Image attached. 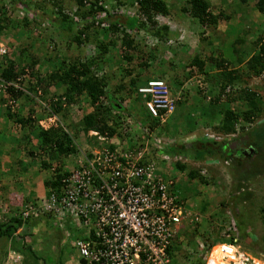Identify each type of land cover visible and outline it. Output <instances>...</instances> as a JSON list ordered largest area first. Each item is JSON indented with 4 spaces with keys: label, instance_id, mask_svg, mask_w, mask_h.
<instances>
[{
    "label": "rangeland",
    "instance_id": "rangeland-1",
    "mask_svg": "<svg viewBox=\"0 0 264 264\" xmlns=\"http://www.w3.org/2000/svg\"><path fill=\"white\" fill-rule=\"evenodd\" d=\"M162 1L168 7L169 14L164 16L162 20H155L157 22V27L160 26L161 23L169 24L168 17L172 16V14L175 16L184 14L179 11L183 5H185L184 0ZM132 2L133 0H106V6H108L114 14L117 13L114 11L113 6H125L129 8L128 11L131 14L134 9L131 7ZM212 2H215L214 5H211V10L213 12L216 13L218 8H224V6L217 4L216 0H212ZM229 2L230 0H227V3ZM1 3L3 7L0 11V15L4 18L3 24L7 25V27L0 35V42L7 47V56L10 59L15 58L16 62L18 60L17 48L20 44H23L26 49L29 48V51H32V54L36 58H39L40 61L33 67L32 71L36 74L37 79H44V81L38 84L35 79L29 78L28 76L24 75L21 78V84H19V86L25 89L28 88V86H32L33 91H30V95H28L30 100L22 105H20V103L14 105L13 111L20 110L19 114L23 117L28 114L35 120L38 118L42 119L51 111L50 105L56 101L57 96L60 94L62 95L64 92L63 88L57 89L54 86H47L46 84L45 77L48 71H50L51 58L54 54H57V57L59 56L68 61L77 60L83 62L89 60L91 57L96 56L93 39H90L89 42L84 45L76 46L74 44H66V39L55 32L54 29H51L47 23L31 22L30 26H32V29H27L23 25L22 20H18L17 16H15L16 13L14 11L16 10V5L11 0H2ZM72 5L73 2L71 0H64L61 8L66 11V13H72ZM235 6L234 4L233 7ZM251 10H255L253 7V0H247L246 5L240 6L239 12L234 10L229 19L225 20L224 18H220L221 27L222 29L224 28L226 34L224 35L222 33L218 35L216 38L217 42L215 41V48L213 47L210 51V48L207 47L204 49L203 53H185L179 55V53H175L174 47L177 41L171 36L168 38L167 42L164 41L159 43L157 37H154L157 40V42H154L153 37L149 33H145L144 35L136 33L132 36V40L139 49H142L146 52V55H148L146 70L135 66L136 59H133L131 63H126L122 60L123 55L128 51L121 46V37L124 32H122L119 27H117L114 32H104L98 27L94 28L95 26H90L87 33L95 37L96 40L107 42V40L111 39L115 42V47H109L105 57L97 60L96 66L99 68L97 74L99 77L105 78L110 90L121 85H127L130 78L134 79V83H137L136 86L143 85L147 76L168 79L167 81L172 93L176 94L179 92L178 96H180L182 92L181 96L185 98V101H183L184 103L176 104L174 113L168 120V123L163 124L161 129L163 130L164 127L163 132L165 136L169 134L176 142H178V140L183 141L185 137H188V139L193 142L202 138V134H214L213 126L217 123V118L214 117L216 115V109L215 106H208L209 100L213 94H215L213 93L212 84L209 83L211 79H206L205 84V81H202V76L196 72L195 67H187V62L193 55H197L203 60H206L211 54L221 58V54H216V52L219 51L220 53L227 54L226 57H223L227 59L228 68L233 67L232 65H236V62L239 60L242 61L240 67H244V62L253 52V43L256 37L264 30V17H258L263 18L262 27L260 23H253L250 17ZM135 15L138 16L137 18L140 21V15L137 12H135ZM112 19L121 22V20L124 19V15H113ZM190 21L194 28L200 30L199 32L194 31L197 38H199V34H203L204 31L197 25L198 23L194 19H190ZM25 22L26 21H24V23ZM37 24H39L38 27ZM80 25L81 23L77 26ZM94 29H98L96 34ZM22 31L24 34L21 33ZM171 31L175 32V29ZM191 31L193 32V30ZM15 34L16 36H14ZM209 35L210 31L207 32V36ZM226 43H228L229 46L227 47L226 45L223 47ZM199 46H202L200 47L202 49L206 47L205 44H199ZM232 48L234 51H232ZM198 50L200 49L198 48ZM206 72L210 75L214 72V69H207ZM174 74L177 76L175 79L172 76ZM181 80L183 82H179ZM261 80L262 79H259V77H253L247 81L246 86L258 89L259 94L264 98V84ZM140 81H142V83L139 84L138 82ZM133 86L129 95L126 92L128 87L124 89L121 87L120 92L117 94V98H119L117 102L125 109L124 113H119L117 118L122 124L120 127H123V131L127 128L126 122L131 123L127 117L134 119L136 123L134 125L132 124L134 130L138 128L137 124L146 125L147 113L142 105L143 100L139 95L134 93ZM238 86L240 87L241 85H235L234 87L237 88ZM196 91H198V93ZM60 102L63 111L59 114V119L63 127L73 134L76 131L73 136L74 145L86 149L90 143H95V138L92 137L90 141L88 134L84 135L81 134L80 131H77L80 128L79 121L82 116L92 111L85 95L78 96L74 103H70L67 106L64 104L63 97H60ZM19 105L20 108H18ZM221 106L223 107L222 104ZM228 106L232 110H242L243 108L237 103ZM210 116H213L214 120H212ZM261 121H264V116L259 117L257 123ZM170 123L174 125L167 129L166 124L168 125ZM253 124L254 123L243 125L239 123L246 131H249ZM36 132L37 131L33 129L29 130L28 142H25L23 139L19 141L21 131H18L17 126L11 122L5 124L0 121V188L5 186L12 190L15 185H19L20 177H31L32 179L37 177V183L28 185V189L33 190L32 196L36 194L42 196L44 193L42 181L48 178V174L51 170L42 169L39 162L45 160L49 163L50 160L43 155L44 153L40 151V147L38 148L40 143L38 142L39 137L36 136ZM87 138L88 140H86ZM136 138L137 134L134 133V131L124 136L120 131L118 136L120 145L122 142L126 144L124 150H129L131 146H136ZM13 140H17V142ZM129 141H131L130 148L127 147V144L130 145ZM195 144L196 143L192 144L194 149L196 148ZM95 147L93 146V148ZM249 148L251 147L249 146ZM28 150H31L32 153L35 152V155H32L33 157L27 156L26 153ZM237 155H239V153ZM77 158L78 156L75 157V160ZM247 158L248 160L253 158V154L251 153ZM204 160L203 158L202 161L195 162L188 159L184 162L186 166L194 172L198 170L199 175L206 180L205 185L196 180L190 181L186 172H179L174 167H171L170 171H166L164 165L159 164V174L163 178L173 182V188L178 198L185 200V206H188L187 209L200 217V223L194 226L191 231L188 229L189 233L183 232L182 230L177 231L178 234L182 233L185 235L177 247L176 254L180 256L179 260L181 261L182 258V264H188L190 259L197 261L196 257L193 258V256L190 255V248L193 249L194 244L189 246L187 243L188 240H194L203 245L202 241L209 244L210 240L215 238L214 243L221 241L228 243L227 238L223 240L222 238L225 234L229 236L234 234V231L239 229L237 223L245 227L243 229L245 231H240L238 233V236L246 237V239L240 240V242L242 241L244 244L241 247L250 255L259 259H264V240H262L264 229L259 215L260 209H264V170L263 174H256L250 177V180L243 182L236 174L237 171L234 172L231 170L229 162H227L226 166L223 164H210L212 163L211 161ZM23 166L26 167L27 170H31V172H27L29 173L28 176H22L24 172L21 171V168ZM238 187H240V191H238ZM242 195L247 197V199L244 202H239V205L236 207L237 202L235 198L242 197ZM233 204L235 205L233 206ZM3 207L4 205L0 200V219L2 220L9 217V214L2 212V210H4ZM236 208L237 211H235ZM69 220L73 219L71 217L62 218L60 222L61 229L52 227L53 232L48 230L47 233L46 230H43L44 227L39 228L38 225L31 229L29 231L30 233L26 232V230H20L9 239L4 237L0 238V264H28V262L32 260L31 254L44 258L45 252H42L45 249L47 250V254L51 253L53 260H55L58 250L61 249L60 259L66 260V264H78L76 260L78 257L75 249L72 248V243L78 237L81 238V235L80 231L75 229L71 224H68ZM47 236L50 238H46ZM22 237H25L27 242H30L31 254L25 251V246L21 245ZM26 240H24V242H26ZM22 248L25 249L23 250ZM198 257H201V260L204 261L203 254ZM220 259L221 254L217 249H214L208 264H221ZM195 261H192V264H194ZM41 263L42 262L39 260L36 264ZM171 263L176 262L172 259ZM257 263L260 264L258 261Z\"/></svg>",
    "mask_w": 264,
    "mask_h": 264
},
{
    "label": "trees",
    "instance_id": "trees-1",
    "mask_svg": "<svg viewBox=\"0 0 264 264\" xmlns=\"http://www.w3.org/2000/svg\"><path fill=\"white\" fill-rule=\"evenodd\" d=\"M2 0H0V11L2 9ZM15 5L21 4L22 6L25 3L21 0H11ZM76 9V15L82 20L87 19L89 15L98 14L102 11V8L97 5L98 0H71ZM227 0H221L220 5L224 8H218L217 14H212L211 12V1L210 0H185V5L179 10L182 13H186L190 18L196 20L201 29L204 31L207 29L210 31L209 36H204V33L199 34V44L200 45H211L214 34L216 33V25L220 18L229 19L230 15L233 14V11H240V6L246 5L247 0H230L229 3ZM64 0H39L35 7H37L42 14H48L49 23L48 26L51 29H54L55 32L63 36L66 40V44H74L76 46L84 45L88 43L89 40L93 39L94 49L96 51V56L91 57L89 60L79 62L77 60L68 61L64 58L57 57V54L51 58L50 71L45 77L47 86H54L55 88H63L64 92L62 95H58L56 101H54L50 106L54 113L60 114L63 109L61 108L60 97H63L64 104L67 106L70 103H74L78 96L85 95L88 104L91 106L92 111L90 113L82 116L79 121L80 130L84 135L88 131L97 132L100 136L104 138H111L116 136L118 138L121 131V123L118 121V114L124 113L125 109L117 102V94L120 92L121 87L124 89L128 87L126 91L127 94L131 92L132 86L135 84L134 79L130 78L127 85L118 86L112 90L108 88L107 81L103 77H99L97 72L99 68L96 66L97 60H100L105 57L108 53V48L115 47L114 40H107L103 42L96 40L95 37L87 33L90 26H95L97 28L99 23L106 21L107 22V31L114 32L117 29L116 20H113L111 16L106 20H95L90 22L87 25L75 27L78 23H74L71 16L63 14L61 7ZM132 3L136 4V11L144 18V23L138 22L132 17H126L121 20L122 29H125L121 37V46L126 49L128 52L123 55V61L126 63H131L133 59H136L135 66L138 68L147 69V58L146 52L134 43L132 36L136 34L137 30L148 31L153 37H157L159 43L167 42L170 37L167 26L160 25L157 27V23L154 18L156 16H167L169 14L168 7L162 0H133ZM227 3V4H225ZM88 4L89 7L85 8L84 5ZM236 5L233 7V5ZM253 7L256 12L259 14H264V0H253ZM226 8V9H225ZM236 8V9H235ZM52 15H55L54 22H52ZM4 18L0 15V35L2 31L7 27L3 24ZM22 20L23 25L27 29H32L30 23ZM28 23V24H27ZM95 23V25H94ZM75 27V29H74ZM94 32H98V29H94ZM21 33L24 34L22 31ZM16 36V34L14 35ZM30 49H26L23 44H20L17 48L18 60L15 62L14 59H10L7 56V52L3 55H0V107L3 105L5 98L11 100H20L26 101L28 99L27 94H25L21 87H14L13 85L21 84V78L25 75L29 78L35 79L36 83L40 84L44 79H37L36 74L32 71L33 67L37 65L40 61L39 58H36ZM212 48L210 49V51ZM253 52L249 58L244 62V67H240L242 61L236 62V65L228 68L227 62L223 58L214 56L210 52V56L206 60L201 59L197 55H193L187 62V67L194 68L198 74L202 76V81L210 78L209 82L213 86V96L209 100L208 106H215L217 123L213 126L215 134L219 135H229L235 132L236 126L239 123L245 125L249 123H254L249 131L244 130L243 126L239 125L238 130L241 132L240 138L246 136L247 141L249 142L251 151L245 150L244 153L239 152L238 150H230L228 148L229 140L222 139L220 141L215 140H201L195 141L194 147L189 145H173V137L168 139L165 137L164 127L157 134L165 142L163 149L159 152H169L175 155H179L189 160L198 162L202 161L203 158H213L215 160H222L224 163L229 162L231 170L234 172L237 171V175L246 182L250 180V177L256 174H263L264 170V121L258 122V118L264 116V98L259 94L258 89L250 88L246 86L247 81L251 78L262 79L264 84V30L256 37L255 42L253 43ZM232 51L233 48H232ZM213 52V51H212ZM217 54V52H216ZM213 55V56H212ZM112 59V58H111ZM113 60V59H112ZM172 66V65H171ZM209 67V68H208ZM207 69H214V72L210 75L206 72ZM129 73V72H128ZM174 79L177 77L175 74L172 75ZM168 80V79H167ZM179 82H183L182 80ZM241 85L235 88L234 86ZM167 86L169 87L168 81ZM32 87V86H31ZM28 86L26 91H33V87ZM134 87V86H133ZM108 88V89H107ZM124 91V90H123ZM198 93V91H196ZM182 92L178 96L176 104L184 103L185 98H183ZM188 99V98H187ZM240 104L243 108L242 110H232L228 105L230 104ZM223 105V107L221 106ZM4 116L12 124L17 126L18 131H21L19 141L22 139L26 142L29 141L28 132L29 130H36V136L39 137L38 142L40 143L38 148L43 155L49 158L50 162L47 163L45 160L39 162L40 167L44 170L48 169L52 163H57L54 167V171L51 176L46 179H43L42 185L48 191L58 194L61 187L62 177L67 175L66 170L64 169V160L70 155L76 153L74 146L70 143V140L67 138V134L59 127L51 128L47 131L38 130L32 125V119L30 116L23 117L19 114L20 110L11 112L7 109H4ZM1 115V114H0ZM214 117L211 116L212 120ZM119 123V124H118ZM154 124H157V119L152 118L149 124L150 130L154 128ZM75 133V132H74ZM239 137V136H238ZM15 141V140H13ZM96 141V139L94 140ZM93 141V142H94ZM245 141V145H248ZM17 142V140L15 141ZM95 144V143H94ZM112 149V145L108 147ZM239 153V155H237ZM253 154V158L249 159L247 156ZM27 156L33 157L35 152L32 153L31 150H28L26 153ZM33 155V156H32ZM247 155V156H246ZM232 163V165H231ZM262 166V167H261ZM179 172H186L188 179L196 180L199 183H206V180L198 175V170L193 171L189 169L185 164L175 163L173 166ZM233 168V169H232ZM261 168V169H260ZM21 171H27L26 167H22ZM19 185L14 186L11 190L5 186L0 188V200L4 205L3 213L9 214V217L5 219H0V238L4 237L9 239L13 234L16 233L18 229L26 230L29 232L31 229L37 227H44L43 230L53 232L52 227L61 229L60 221L54 219V214H41L37 218H34L30 213H26V217H22V212H18V208L22 210L34 209L38 211V203L33 199L32 193L23 198L19 192ZM240 191V187H238ZM47 191L46 196L49 194ZM242 191V190H241ZM19 193V194H18ZM243 197V198H242ZM236 197V207L239 205V202L246 201L247 197ZM28 205H27V204ZM235 204H233L234 206ZM237 211V208L235 209ZM25 212V211H23ZM4 215V214H3ZM260 219L262 227L264 229V209H260ZM5 220V221H4ZM237 229L238 233L243 230L245 227L240 225ZM30 233V232H29ZM56 234V233H53ZM247 235V234H246ZM264 235V234H263ZM47 236L46 238H48ZM25 237H22V244L26 247V252L31 254L30 242L26 240ZM50 238V237H49ZM246 239V237L238 236V245L241 247L244 244L240 240ZM26 240V242H24ZM264 240V236H262ZM73 248V247H72ZM242 248V247H241ZM243 249V248H242ZM245 250V249H243ZM76 254L78 259V264H102L103 259H92L90 257L84 258L81 257L77 250ZM45 252V257L42 256L39 258L36 255H32V260L28 264H36L37 261H41V264H66V260L60 259L61 249L58 250L55 260L52 259L51 253L47 254ZM194 264H202L200 259H196Z\"/></svg>",
    "mask_w": 264,
    "mask_h": 264
},
{
    "label": "built area",
    "instance_id": "built-area-1",
    "mask_svg": "<svg viewBox=\"0 0 264 264\" xmlns=\"http://www.w3.org/2000/svg\"><path fill=\"white\" fill-rule=\"evenodd\" d=\"M128 9L118 6L114 11L134 15ZM5 53L0 44V55ZM136 93L151 118L164 122L173 113L177 97L170 94L163 80H147ZM151 135L143 128V143L133 153L109 149L113 142L99 138L105 144L98 151H89L83 162L62 177L60 192L49 191L37 201L38 211L27 212L33 217L54 214L57 222L71 217L68 224L81 231V238L72 243L81 257L103 259L102 264H168L172 241L182 240L177 231L189 229L198 216L178 198L173 182L158 173L154 160H145L165 146ZM158 156L164 163L170 160L166 153ZM198 247L205 264L214 249L221 254V264L261 263L242 250L235 238L230 244Z\"/></svg>",
    "mask_w": 264,
    "mask_h": 264
},
{
    "label": "clouds",
    "instance_id": "clouds-1",
    "mask_svg": "<svg viewBox=\"0 0 264 264\" xmlns=\"http://www.w3.org/2000/svg\"><path fill=\"white\" fill-rule=\"evenodd\" d=\"M21 1H23L24 3H25V5L24 6H22L21 4H17L16 5V10L14 11L16 14H15V16H17V19L18 20H26L27 22H31L32 21V23L33 22H38V23H40V22H44V23H47V24H52L50 21H49V17H48V14H42V12L37 8V7H35V5L37 4V2L39 1V0H21ZM97 5H99L101 8H102V11L100 12V13H98V14H92V15H89L88 16V18L87 19H84V20H82L81 18H79L77 15H76V12H77V9H76V7H75V5H74V3H73V5H72V13H66V11H64L62 8H61V12L63 13V14H67L68 16H71L72 17V20H73V22L74 23H78V24H80L81 23V26H83V25H85V24H88V23H90V22H94L95 20L97 21V19H99V20H104V19H108L109 18V16H113V15H117V14H114V12H112L111 11V9L110 8H108V6H106V0H98V4ZM84 7L85 8H88L89 7V5L88 4H85L84 5ZM131 7H133L134 9L132 10V12H137L136 11V9H137V7H136V4L135 3H132V6ZM115 8H117L116 6H113V9L115 10ZM128 8V7H127ZM111 11V12H110ZM135 12H134V15H129V16H126L125 14H123L124 15V18H126V17H132V18H134L135 20H137L138 22H140L141 21V23H144V18L140 15V17H141V20L139 21L138 20V18H135L134 16H136L135 15ZM111 13V14H110ZM138 13V12H137ZM139 14V13H138ZM118 15H121V14H118ZM53 17H52V21L54 22V17H55V15H52ZM136 17H138V16H136ZM162 18H163V16H156L155 18H154V20H156V19H161L162 20ZM156 21H158V20H156ZM155 21V22H156ZM116 23V25H117V27H119L120 28V30L122 31V32H125V29L123 30L122 29V24L121 23H119V22H115ZM157 23V22H156ZM102 24H106L105 25V27L104 26H101ZM162 24V23H161ZM160 24V25H161ZM94 25H95V23H94ZM98 25V28H100V29H102L104 32H109V31H107V22L106 21H103V22H101V23H99V24H97ZM162 25H165L166 26V24H162ZM39 26V24H37V27ZM76 28L77 27H79V26H75ZM75 27H74V29H75ZM168 29V28H167ZM140 32H142L143 34H145V33H149L148 31H144V30H137V32L136 33H138L139 35H142V33H140ZM150 34V33H149ZM151 35V34H150ZM152 36V35H151ZM153 37V36H152ZM1 39V38H0ZM153 39H154V42H157V40L153 37ZM0 44H2L1 42H0ZM3 45V44H2ZM5 48H6V52H8V49H7V47L5 46V45H3ZM151 79H161V80H163L164 82H165V84H166V86H167V79L166 78H162V77H153V76H147L146 77V79L144 80V82L143 83H145L147 80H151ZM142 83V82H141ZM137 84V83H136ZM136 84H134V93L135 94H137L136 93V89L138 88V87H140V86H143V85H140V86H136ZM14 87H20L19 85H13ZM22 88V87H21ZM167 88H168V86H167ZM22 90H25V91H23L25 94H27V97H28V99L26 100V101H21L22 103L20 104V105H22L23 103H25V102H27L28 100H30V98H29V96L28 95H30V92L29 91H26V89L25 88H23ZM168 90H169V88H168ZM169 92H170V94L172 95V96H174V97H177V100H178V95H179V92H177L176 94H173L172 93V91L171 90H169ZM83 95V94H82ZM138 95V94H137ZM140 96V95H139ZM141 98V97H140ZM4 100V103H3V105L0 107V121L1 122H3V123H7V122H9L7 119H5V116H4V113H2V112H4L5 110L4 109H7L8 111H10V113L11 112H14L13 111V107H14V105H16V104H18V103H20V100H11V99H9V98H5V99H3ZM41 104V103H40ZM20 105L18 106V108H20ZM143 105V104H142ZM175 107H176V103H175ZM175 107H174V110H175ZM17 111V110H16ZM28 113V112H27ZM173 113H174V111H173ZM173 113L170 115V116H168V118L164 121V122H159L158 120H157V124H154L153 126H154V128L152 129V130H150V127H149V124H150V122H147V123H149V124H147L146 123V125H139V124H137L138 125V128L137 129H133V127H132V124L134 125V124H136L135 122H134V119L133 118H131V117H127V119H129V121L131 122V123H129V122H126V129L123 131V127L121 128V132L123 133V136L124 135H126L127 133H130V132H132V131H134V133H136L137 134V138H136V146H134V147H132L131 146V141H129V143H130V145L129 144H127L128 146L127 147H129L130 148V146H131V148H133V149H129V150H124L125 149V145L126 144H124L123 142H122V144L120 145V143H119V140H118V138L116 137V136H114V137H111V138H105L106 139V142L107 141H109V140H111L113 143L112 144H110V145H112V147L114 148V147H117V148H121L123 151H127V152H131V153H133V152H135V151H137V149L139 148V145L141 144V143H143V128H146L148 131H149V133L150 134H152L151 136H150V138L152 137V136H154V137H156V138H158L161 142H163V143H165L162 139H161V137H159L157 134L159 133V131L161 130L160 129V127L162 128V126H163V124L164 123H168V120L170 119V117L173 115ZM58 115V116H57ZM22 116V115H21ZM26 116H30L31 117V119H32V125L34 126V127H36L38 130H42V131H47V130H49V129H51V128H56V127H59V128H61L66 134H67V138L70 140V143L74 146V148H75V151H76V153L75 154H73V155H70L68 158H65V160H64V165H65V167H64V169L66 170V172H67V174H68V172L70 171V170H72V169H74V168H76L77 167V165H78V163H80V162H83V160H84V158H85V156L87 155V153L89 152V151H94V150H99V149H101L102 148V146L105 144L104 143V140H99V138H104V137H102V136H100L99 134H97V132H94V131H88L87 132V134H88V136L90 137V141H91V138L93 137V138H95L96 139V142H95V144L93 143V144H89L88 146H87V148L86 149H84V148H79V147H77V146H75L74 144H75V142H74V140H73V136H74V134L72 133V132H70L68 129H65L64 127H63V125H62V123H61V121H60V119H59V114H57V113H54L53 111H52V109H51V111L50 112H48L42 119L41 118H38L37 120H35L31 115H26ZM26 116H24V117H26ZM147 117L151 120L152 118L147 114ZM125 118H126V116H125ZM4 120V121H3ZM210 120V119H209ZM167 125V124H166ZM121 126H122V124H121ZM136 128V127H135ZM33 129H35V128H33ZM77 131H80L81 132V134H83L82 133V131L80 130V128L77 130ZM136 131V132H135ZM238 130V126H236V129H235V132L234 133H232V134H229V135H226V136H223V135H219V134H215L214 132V134H210V133H205V134H202L203 135V137L202 138H200L201 140H215V141H220V140H222V139H227V140H229V144H228V148H229V146H231L233 143H235L234 144V146H232L233 148L232 149H230V150H235L236 149V144H237V140H238V138H240V136H241V132ZM76 132V131H75ZM169 135V134H168ZM168 135H166L165 137L168 139L169 137H170V135L168 136ZM239 136V137H238ZM243 138H245L246 139V141H247V138H246V136H244V137H242L241 139L243 140ZM191 139V138H190ZM244 139V140H245ZM86 140H88V138L86 139ZM149 140V139H148ZM198 141V140H197ZM149 142H150V140H149ZM193 143H196L195 141H193V142H191V140H189L188 139V137H185L184 138V140L183 141H181V140H178V142H176V140L174 139V142L171 144V146H173V145H189V144H193ZM109 145V146H110ZM93 146L95 147V148H93ZM193 146V145H192ZM112 148V149H113ZM246 148V147H245ZM251 149L252 148H248V149H246V150H248V151H251ZM158 155H160L161 153H166V154H168L169 156H170V160H168V162H162V161H160L158 158H159V156L158 155H154V154H151L150 156H147V157H145V160H148V159H150V158H152L153 160H154V162H155V165H156V168H157V171L159 170V164H163L164 165V169L166 170V171H170V169H171V167H173L174 166V164L175 163H181V164H185V160H188V159H186V158H184V157H181V156H179V155H175V154H173V153H169V152H159V150H158V152H156ZM76 156H78V158L75 160V157ZM173 158H175V161L173 160ZM181 159H185V160H181ZM205 160H209V161H211L212 163H210V164H215V165H219V164H223V165H226L227 166V162L226 163H224L222 160H220V159H218V160H215V159H213V158H204ZM204 160V161H205ZM74 164H76V165H74ZM55 165H57V163H52L51 164V166L48 168V169H46V170H51L50 171V173L48 174V177L49 176H51L52 175V173H53V171H54V167H55ZM186 165V164H185ZM197 171V170H196ZM55 172V171H54ZM158 173H159V171H158ZM198 175H199V173H198ZM200 176V175H199ZM202 177V176H201ZM203 178V177H202ZM203 185H205V184H203ZM49 189H45L44 188V193L42 194V196H38V194H36V195H34L33 196V199H35L36 200V202L38 201V200H40L41 198H43V197H45L46 196V194H47V191H48ZM49 192V191H48ZM181 200V199H180ZM183 203H184V205H186V202H185V200H181ZM27 204V203H26ZM28 205V204H27ZM186 208L188 207V206H185ZM17 211V213L18 212H22V217H26V212H27V210H22V208H18V210H16ZM23 211H25V212H23ZM191 212V211H190ZM192 213V212H191ZM34 218H37V217H34ZM200 223V217L198 216V222H196V223H194V224H192V225H190L189 226V231H191V229L194 227V226H196V225H198ZM234 226H235V224H234ZM75 229H77V228H75ZM20 230H22L21 228L20 229H18L16 232H18V231H20ZM78 230V229H77ZM233 230H234V228H233ZM237 230V229H236ZM78 231H80V230H78ZM182 231L183 232H187V233H189V231H188V228H184V229H182ZM226 231H229V230H226ZM81 232V231H80ZM235 233L234 234H232V235H227V234H225L224 235V237L222 238V240L224 239V238H227L228 239V243H225L224 241H221V242H217V243H214V239L215 238H212L211 240H210V243L208 244V243H205V242H203L202 241V243L204 244V245H208V246H212V247H214V246H216L217 244H230V243H232V239L233 238H235L236 239V242H237V245H238V231H234ZM229 234V233H228ZM178 236H180L182 239L184 238V234H182V233H180V234H177ZM66 236H67V234H66ZM218 238H220V237H218ZM221 239V238H220ZM180 240H177L176 238H174V240L172 241V243H171V246L168 248V257H169V263L168 264H182V258H181V261L179 260V258H180V256H178L177 254H176V252H177V247H178V245L180 244ZM192 242H194V243H192ZM187 243H188V245L189 246H191V244H194V247H193V249L192 248H190V250H191V253H190V255L191 256H193V258H195L196 257V259H200V261L202 262V264H205V262L203 261V260H201V257H198V256H200L201 254H203V253H199V251L198 250H200L199 249V247H198V245L199 244H201V243H197L196 241H187ZM239 246V245H238ZM240 247V246H239ZM241 248V247H240ZM242 249V248H241ZM243 250V249H242ZM188 252H190V251H188ZM246 252V251H245ZM252 256V255H251ZM253 258H256V257H254V256H252ZM203 258V257H202ZM172 259H174L175 260V262L176 263H171V260ZM257 259H259V258H257ZM192 261H195V260H191L190 259V261H189V263L188 264H192ZM260 261H261V263L260 264H262V263H264V259H262V258H260Z\"/></svg>",
    "mask_w": 264,
    "mask_h": 264
},
{
    "label": "crops",
    "instance_id": "crops-1",
    "mask_svg": "<svg viewBox=\"0 0 264 264\" xmlns=\"http://www.w3.org/2000/svg\"><path fill=\"white\" fill-rule=\"evenodd\" d=\"M210 1H211V5H214L215 4V2H212V0H210ZM216 1H217V4H220L221 3V0H216ZM211 12H212V14H217V12L215 13L212 10H211ZM250 17H251V20H252L253 23H256V24H259L260 23L261 24L260 26L261 27L263 26V24H262L263 18H258V17H264V14H259L258 12L256 13L255 10H251ZM168 18H169L168 21L170 23L169 24H166V26L168 28L169 35L177 41V44L174 47H175V53L177 52V53H179V55L180 54L183 55L185 53H192V54H195V53H203L204 49L207 48V47L210 48V49L213 48V47L215 48L216 42H217V39L216 38L218 37V35H220L222 33L224 35L226 34V32L224 31V28L222 29V27H221L220 21L218 20L217 25H216V28H215L216 29V33L214 34V38L212 39L211 45H208V46H206V47H204L202 49V48H200L202 46H199V40L197 38V35L194 33V31L195 32H199L200 30L198 28L197 29L194 28V26L192 25V23L190 21V19H192V18H190L188 15H186V13H184V14H182L180 16H175V15L172 14V16H170ZM197 25L199 26V24H197ZM173 29H175V32L174 31H171ZM191 30H193V32ZM204 32H205L204 33V36H207V32H209V31L206 29ZM177 37H178V40H177ZM226 45H227V47L229 46V44L226 43V44L223 45V47L226 46ZM223 47H222V49H223ZM198 48L200 50H198ZM216 50H218V49H216ZM220 54H221V58H223L224 60L227 61V59L223 57V56L226 57L227 54H223L222 52L220 53L219 51H217V55H220ZM141 82L142 81H140L138 83L140 84ZM146 121L147 122H150L151 120L147 117V120ZM147 124H149V123H147ZM173 125H174L173 123H170V124L166 125V128L168 129V128L172 127ZM160 129H161V127H160ZM244 139L245 138H243V140ZM244 141H246V139ZM247 144L248 145H246L245 147H248L249 148V146H250L249 145V142ZM27 172H31V170L25 171L22 174V176H28L29 173H27ZM36 178L35 179H32L31 177H23V178L20 177L19 178V183H20L19 192H20V194H21V196L23 198H27V196H29L30 193H33V190L32 189H28V185H30V184H33L34 185L35 183H37V179L38 178L37 179Z\"/></svg>",
    "mask_w": 264,
    "mask_h": 264
},
{
    "label": "flooded vegetation",
    "instance_id": "flooded-vegetation-1",
    "mask_svg": "<svg viewBox=\"0 0 264 264\" xmlns=\"http://www.w3.org/2000/svg\"><path fill=\"white\" fill-rule=\"evenodd\" d=\"M245 143L246 142L244 140H242L241 138H238L235 150H238L239 152L244 153L245 150L248 149V147L246 148L244 147Z\"/></svg>",
    "mask_w": 264,
    "mask_h": 264
},
{
    "label": "water",
    "instance_id": "water-1",
    "mask_svg": "<svg viewBox=\"0 0 264 264\" xmlns=\"http://www.w3.org/2000/svg\"><path fill=\"white\" fill-rule=\"evenodd\" d=\"M234 144H235V143H233L231 146H229V149H232V148H233L232 146H234Z\"/></svg>",
    "mask_w": 264,
    "mask_h": 264
}]
</instances>
